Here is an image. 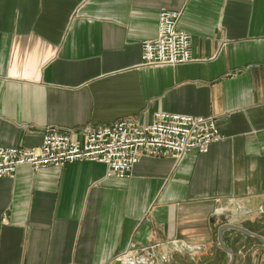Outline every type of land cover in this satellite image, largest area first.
<instances>
[{"label": "crops", "instance_id": "crops-1", "mask_svg": "<svg viewBox=\"0 0 264 264\" xmlns=\"http://www.w3.org/2000/svg\"><path fill=\"white\" fill-rule=\"evenodd\" d=\"M164 9L192 61L142 66ZM157 112L215 118L223 138L125 178L19 166L0 177V264H264V244L220 231L264 238V0H0V148Z\"/></svg>", "mask_w": 264, "mask_h": 264}, {"label": "built area", "instance_id": "built-area-1", "mask_svg": "<svg viewBox=\"0 0 264 264\" xmlns=\"http://www.w3.org/2000/svg\"><path fill=\"white\" fill-rule=\"evenodd\" d=\"M180 17L179 11H160L155 38L142 43V66L192 61L190 36L178 28ZM222 138L215 118L166 112H157L147 125L129 117L104 125L88 124L80 131L47 128L37 147L0 148V177H13L21 165L59 167L88 160L105 164L108 175L125 178L142 156L179 160L192 151L206 153Z\"/></svg>", "mask_w": 264, "mask_h": 264}, {"label": "water", "instance_id": "water-1", "mask_svg": "<svg viewBox=\"0 0 264 264\" xmlns=\"http://www.w3.org/2000/svg\"><path fill=\"white\" fill-rule=\"evenodd\" d=\"M223 228H231L234 230H237L245 235L248 236H253L254 238H256L260 243L264 244V238H262L261 236H259L258 234L254 233V232H250L245 230L244 228H242L241 226L238 225H234V224H229L226 223L224 224V226L220 229V231ZM228 252L231 255V262L233 261V254L232 251L228 249ZM151 257V256H150ZM111 264H142V258L139 256H135L134 258L130 257L128 259H122V258H117L115 259Z\"/></svg>", "mask_w": 264, "mask_h": 264}]
</instances>
